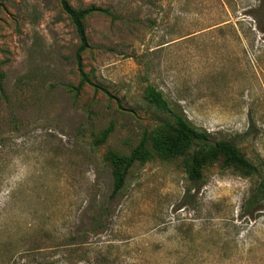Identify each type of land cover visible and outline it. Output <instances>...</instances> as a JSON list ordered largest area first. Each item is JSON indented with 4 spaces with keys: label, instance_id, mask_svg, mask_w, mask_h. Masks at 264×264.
Returning a JSON list of instances; mask_svg holds the SVG:
<instances>
[{
    "label": "rangeland",
    "instance_id": "1",
    "mask_svg": "<svg viewBox=\"0 0 264 264\" xmlns=\"http://www.w3.org/2000/svg\"><path fill=\"white\" fill-rule=\"evenodd\" d=\"M1 2L0 264H264V209L243 208L257 176L216 163L194 181L155 156L113 194L106 159L166 117L154 85L264 176V0H70L100 8L83 85L60 0Z\"/></svg>",
    "mask_w": 264,
    "mask_h": 264
},
{
    "label": "trees",
    "instance_id": "2",
    "mask_svg": "<svg viewBox=\"0 0 264 264\" xmlns=\"http://www.w3.org/2000/svg\"><path fill=\"white\" fill-rule=\"evenodd\" d=\"M60 2L64 12L71 18L80 40L76 51V60L81 76L80 85L90 83L91 80L84 69L82 57V53L89 47L85 19L100 8L95 6L76 8L70 0H60ZM3 75L4 73L0 69V77ZM144 99L154 110L166 114V117L161 119L159 126L151 132L145 133L139 144L130 153L122 154L113 150L107 152L106 159L114 169L113 194L118 193L124 187L128 171L136 162L144 163L155 156L184 157L190 180H201L204 176V169L216 163H220L224 167H233L245 176H257L258 183L243 204L244 213L255 218L256 213L264 209L263 169L248 158L236 142L231 140L213 142L210 131L199 128L191 122L180 105L166 98L162 90L154 85L145 87ZM112 131L113 124H110L101 132L97 143L105 142ZM250 133L249 128L243 137Z\"/></svg>",
    "mask_w": 264,
    "mask_h": 264
}]
</instances>
